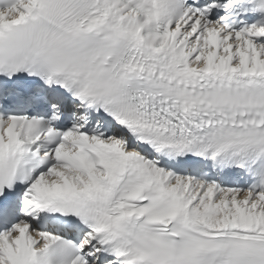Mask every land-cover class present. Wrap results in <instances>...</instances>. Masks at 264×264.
I'll list each match as a JSON object with an SVG mask.
<instances>
[{
	"label": "snow or ice",
	"instance_id": "obj_1",
	"mask_svg": "<svg viewBox=\"0 0 264 264\" xmlns=\"http://www.w3.org/2000/svg\"><path fill=\"white\" fill-rule=\"evenodd\" d=\"M0 264H264V0H0Z\"/></svg>",
	"mask_w": 264,
	"mask_h": 264
}]
</instances>
